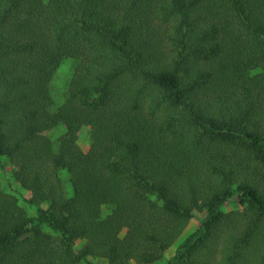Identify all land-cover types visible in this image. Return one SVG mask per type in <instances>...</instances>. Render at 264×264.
<instances>
[{
    "label": "trees",
    "instance_id": "obj_1",
    "mask_svg": "<svg viewBox=\"0 0 264 264\" xmlns=\"http://www.w3.org/2000/svg\"><path fill=\"white\" fill-rule=\"evenodd\" d=\"M4 159L0 264H264V0H0Z\"/></svg>",
    "mask_w": 264,
    "mask_h": 264
},
{
    "label": "rangeland",
    "instance_id": "obj_2",
    "mask_svg": "<svg viewBox=\"0 0 264 264\" xmlns=\"http://www.w3.org/2000/svg\"><path fill=\"white\" fill-rule=\"evenodd\" d=\"M43 2H47V0H42ZM77 63L74 60H65L57 72L54 74L51 82L49 83V91L50 96L52 98V108L51 111H55L65 100L69 80L71 79L75 66ZM63 134V128H58L47 132L45 135L49 137L52 144L55 146L57 144V140L60 135ZM89 134L90 130L88 127H83L78 135L77 146L82 152H87L89 148ZM4 168L0 170V189L3 193L13 196L17 199L18 205L26 212V214L30 217L39 218V214L37 212V208L35 206H30L26 203V199L30 197V193L21 189L12 179V172L14 170V166L11 165L6 159L3 160ZM60 183L62 185V190L66 193L67 196L71 194L69 178L67 174L60 173L59 174ZM242 208L238 205L237 201H233L232 203L225 206L222 211L223 213H227L230 211L241 210ZM104 214L108 213L107 210H103ZM203 217L202 212H197L194 219H192L184 233L181 237L170 247L164 254L162 259L156 264H165L174 254V251L178 244H180L185 237L193 232L200 223V219ZM49 232V230H46ZM83 241L76 242L75 250H78ZM82 264H107L104 260L99 259H89V262Z\"/></svg>",
    "mask_w": 264,
    "mask_h": 264
}]
</instances>
